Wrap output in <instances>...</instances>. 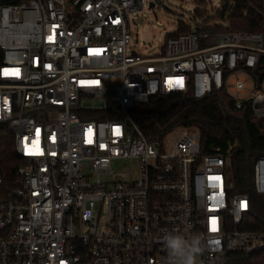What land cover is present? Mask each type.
<instances>
[{"label":"built area","instance_id":"obj_1","mask_svg":"<svg viewBox=\"0 0 264 264\" xmlns=\"http://www.w3.org/2000/svg\"><path fill=\"white\" fill-rule=\"evenodd\" d=\"M195 1L224 18L196 10L194 28L178 23L149 53L132 45L131 16L156 0L0 5V124L23 158L0 198V264H173L170 232L202 237L196 264L264 251V229L239 228L248 195L228 194L231 147L204 152L193 127L148 139L131 113L153 96L230 87L246 94L227 91L236 108L264 119L263 34L227 30L236 0ZM252 182L264 193V155Z\"/></svg>","mask_w":264,"mask_h":264},{"label":"trees","instance_id":"obj_2","mask_svg":"<svg viewBox=\"0 0 264 264\" xmlns=\"http://www.w3.org/2000/svg\"><path fill=\"white\" fill-rule=\"evenodd\" d=\"M27 0H0L2 4H19ZM204 17V13H198ZM217 18H224L217 13ZM215 16H206L211 20ZM230 31L261 32L264 37V0H236L227 15ZM188 31V28H184ZM2 51L0 50V64ZM132 116L148 139H157L175 128L193 127L199 133L204 152L230 150L226 156V175L233 187L228 194L248 195L250 209L245 212L240 229H264V193L255 191L252 165L264 155V119L257 118L248 104L238 109L225 89L194 98L191 91L153 96L136 104ZM105 119L102 114L84 116ZM238 130V132H236ZM23 162L15 149L13 133L7 124H0V198L16 186L14 172ZM228 264H264V251L232 254Z\"/></svg>","mask_w":264,"mask_h":264},{"label":"rangeland","instance_id":"obj_3","mask_svg":"<svg viewBox=\"0 0 264 264\" xmlns=\"http://www.w3.org/2000/svg\"><path fill=\"white\" fill-rule=\"evenodd\" d=\"M214 4L215 2L210 5L207 3L202 4L195 0H160V4L151 8L146 7L143 13L131 16L130 29L133 35V47L139 53H149L157 50L164 35L175 30L178 23L194 28L200 22V17L195 15V11L205 10L208 13L207 15L210 16L213 14L210 8ZM235 76H243L248 82L250 89H253L250 76L241 73H237ZM227 91L229 94L240 98L246 96V94L232 92L230 87ZM175 136L176 132H173L167 135L164 141L170 144ZM113 168L118 172H122L128 170L129 165L123 162L114 163ZM133 168H135V165H133Z\"/></svg>","mask_w":264,"mask_h":264},{"label":"clouds","instance_id":"obj_4","mask_svg":"<svg viewBox=\"0 0 264 264\" xmlns=\"http://www.w3.org/2000/svg\"><path fill=\"white\" fill-rule=\"evenodd\" d=\"M165 247L173 259V264H196V257L202 248V237L193 235L186 238L177 232L166 233Z\"/></svg>","mask_w":264,"mask_h":264},{"label":"water","instance_id":"obj_5","mask_svg":"<svg viewBox=\"0 0 264 264\" xmlns=\"http://www.w3.org/2000/svg\"><path fill=\"white\" fill-rule=\"evenodd\" d=\"M157 3H160V0H156ZM152 6V4H150ZM236 132H238V130H236ZM227 186L228 188H232L233 187V183L232 181L228 178V182H227Z\"/></svg>","mask_w":264,"mask_h":264}]
</instances>
